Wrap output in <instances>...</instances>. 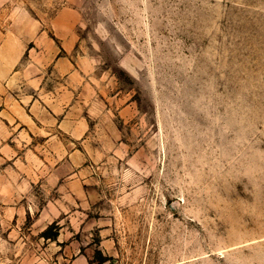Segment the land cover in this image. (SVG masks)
I'll return each instance as SVG.
<instances>
[{
    "label": "rangeland",
    "instance_id": "1",
    "mask_svg": "<svg viewBox=\"0 0 264 264\" xmlns=\"http://www.w3.org/2000/svg\"><path fill=\"white\" fill-rule=\"evenodd\" d=\"M19 7L46 83L0 137V264H264V0ZM64 8L69 53L49 25ZM64 56L75 78L48 77Z\"/></svg>",
    "mask_w": 264,
    "mask_h": 264
},
{
    "label": "crops",
    "instance_id": "2",
    "mask_svg": "<svg viewBox=\"0 0 264 264\" xmlns=\"http://www.w3.org/2000/svg\"><path fill=\"white\" fill-rule=\"evenodd\" d=\"M4 4L5 0H0V27L4 28L0 29V42L2 43L0 44V137H10L11 131L20 133L21 137L22 132L27 130L25 125L29 123V119L33 123V118H29L26 108L28 100L32 101L34 96L28 97L27 86L39 89L40 84L46 83L43 74L41 76L36 73L29 74V69L22 63V58L28 43L35 39L43 40L44 35L39 34L38 17H34L27 9L20 7L3 8ZM74 13L70 8H64L51 18L49 24L53 35L61 38L63 49L68 53L76 42V24L75 19L64 16H74ZM67 57H58L56 66L48 77L59 78L61 75H66L68 81L75 78L76 74L72 69L68 68L65 71L58 69L59 63L68 61ZM37 105L36 98L32 107H37ZM88 249H84L82 254H77L73 264H88V260L92 258L87 252ZM99 260L97 262L100 264L104 263L100 258Z\"/></svg>",
    "mask_w": 264,
    "mask_h": 264
}]
</instances>
